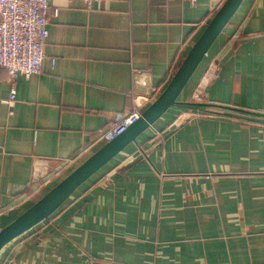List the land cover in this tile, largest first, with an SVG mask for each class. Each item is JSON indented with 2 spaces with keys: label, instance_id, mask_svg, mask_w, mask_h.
I'll return each mask as SVG.
<instances>
[{
  "label": "crops",
  "instance_id": "obj_1",
  "mask_svg": "<svg viewBox=\"0 0 264 264\" xmlns=\"http://www.w3.org/2000/svg\"><path fill=\"white\" fill-rule=\"evenodd\" d=\"M222 1L48 0L42 69L10 102L0 67V227L156 97ZM177 100L0 264H264V0L240 1Z\"/></svg>",
  "mask_w": 264,
  "mask_h": 264
},
{
  "label": "water",
  "instance_id": "obj_2",
  "mask_svg": "<svg viewBox=\"0 0 264 264\" xmlns=\"http://www.w3.org/2000/svg\"><path fill=\"white\" fill-rule=\"evenodd\" d=\"M241 0H223L205 27L189 47L185 56L163 89L142 109L141 114L122 131L105 140L81 163L70 170L39 198L0 227V248L9 240L46 217L82 181L89 177L127 143L159 117L170 105L191 76L199 61L235 11Z\"/></svg>",
  "mask_w": 264,
  "mask_h": 264
},
{
  "label": "built area",
  "instance_id": "obj_3",
  "mask_svg": "<svg viewBox=\"0 0 264 264\" xmlns=\"http://www.w3.org/2000/svg\"><path fill=\"white\" fill-rule=\"evenodd\" d=\"M85 1L87 4L91 2ZM48 12V0H0V67L6 69L11 84L6 102L15 96L14 79L18 74L27 77L42 69ZM141 111V105H130L97 137L110 139L134 121Z\"/></svg>",
  "mask_w": 264,
  "mask_h": 264
}]
</instances>
